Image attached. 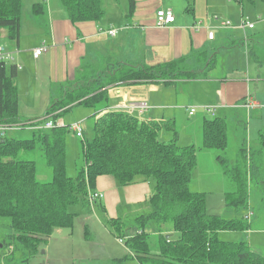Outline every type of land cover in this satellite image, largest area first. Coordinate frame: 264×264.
Returning a JSON list of instances; mask_svg holds the SVG:
<instances>
[{
	"label": "trees",
	"instance_id": "1",
	"mask_svg": "<svg viewBox=\"0 0 264 264\" xmlns=\"http://www.w3.org/2000/svg\"><path fill=\"white\" fill-rule=\"evenodd\" d=\"M59 1L74 24H99L106 19L103 0ZM22 7V0H0V31H6L11 43L19 40ZM128 7L130 18L134 0H128ZM32 14L38 25L47 30L43 2L32 6ZM248 54L254 57L253 49ZM195 62L179 59L154 66L118 62L96 78L66 88L37 124L49 117L55 124L75 106L94 110L93 136L86 140L82 129L83 164L74 178L67 176L65 168L64 137L68 126L32 130V138L27 141L11 138L8 133L0 139V217L10 221L12 233L3 244L9 255L19 249L27 261L47 243L55 229L72 228L75 214L68 212V207L77 204L84 210L88 208V191L95 189L98 179L113 177L120 186H125L140 176L154 179V194L149 198L151 211L137 216L135 229L127 235L119 219L109 221L112 233L125 239V247L140 264H264V255L253 252L247 242H226L218 236L222 231L241 232L252 227L251 219H244L250 210L246 175L252 181L257 178L256 160L264 152V133L259 136V147L243 141L233 166L223 155L217 156L225 187L228 183L236 187L224 195L226 207L235 215L228 219L206 212L205 194L190 191L198 149L194 145H178L179 133L173 120L146 121L129 113L107 111V90L111 86L142 83L171 88L181 80H196L199 74L204 78L215 67L216 60L214 57L206 60L204 53H200ZM16 71L15 66L0 64V125H21L23 129L35 121L22 122L18 115ZM162 132L171 134L168 143L160 141ZM227 146L226 121L218 117L205 119L201 148L224 153ZM35 149L42 152L52 171L48 182L37 180L33 161L20 159L21 154ZM151 222L157 226L171 223L172 233L177 236L172 238V233L157 231L153 245L151 236L145 232Z\"/></svg>",
	"mask_w": 264,
	"mask_h": 264
},
{
	"label": "crops",
	"instance_id": "2",
	"mask_svg": "<svg viewBox=\"0 0 264 264\" xmlns=\"http://www.w3.org/2000/svg\"><path fill=\"white\" fill-rule=\"evenodd\" d=\"M219 1L222 2L223 0H134L133 13L130 18H127L129 12V7L127 6L119 17L114 16L111 20L106 16L107 19H104L99 24L94 22L74 24L68 19L59 0H26L27 5L24 6L23 4L22 9L27 12V17L23 18V15L21 17L18 42L16 44L11 43L7 38L6 31L1 30L0 47L5 48V50L12 54L14 63L11 66L20 67L16 71L15 78L17 91L19 92V83L24 85L35 77H37L38 81L44 78L45 83L42 84V87L49 89L50 99L52 101L55 98L53 90L55 85L60 86L71 81L80 82L87 79H94L98 74L108 71L112 65L118 62L126 64L132 63L139 66H154L179 59H188L195 64L196 56L200 53H204L206 60H210L213 57L216 60L219 54L240 48L241 46H246L247 52L250 49L254 51L251 45L259 36L254 38L246 36L240 40L236 28L222 32L219 28L215 27L214 17L218 11L213 10V7ZM40 2H43L46 8L47 30H43L38 25L32 14V6ZM238 3L241 4L240 2ZM165 8L173 10L175 22L171 25L160 27L156 24V12ZM242 16L243 13L241 11ZM199 23L201 24V29L194 32L192 27ZM237 28H242L243 31L248 29L243 27ZM111 29L116 31L114 37L108 34V31ZM254 29L255 26L248 30L253 31ZM210 31L213 33L212 40L208 38ZM43 43L48 47L47 52L39 58L34 59L32 51ZM241 50L243 51L244 49L242 48ZM201 55L203 56V54ZM256 59L257 63L261 64L258 62V57ZM214 69L215 67L208 71L204 78H201L199 74L196 80H181L177 82L175 87L171 88H165L158 84L142 83L111 86L107 90V111L127 113L124 108L132 107L134 109L131 110L130 114L140 120H173L175 122L180 116V111H184L186 116L192 117L195 114L190 116L187 109L189 107H197L196 112L202 111L212 115L213 118H223L227 123L230 120L240 122L238 118L243 117V115L246 117V112L253 110L254 113L258 112L259 114V116L257 114V122L255 123L257 129L251 130L249 128V134L251 139H255V135L258 133L259 139L260 134L264 133V97L262 102H258L256 97L250 94L249 84L252 82L250 79L251 72L249 70H235L225 75V81H219L209 78L210 73ZM18 72H20L19 75ZM33 81L34 86L36 80ZM208 86H215L217 91L220 92L222 100L218 101V104H215L216 99L214 97L215 100L197 101L196 106L193 103L194 95L192 90L194 88H202L204 91L205 88H209ZM179 88L188 90V101L183 102L180 99ZM244 99H250L256 104V107L253 109L242 108L241 106L245 103ZM140 102H145L148 108L138 117L136 107ZM205 106H213L215 107V111L210 113L204 109ZM115 107H122V109L114 110ZM260 125H262V128H260ZM199 141H201V145L199 144L197 146V167L194 171L189 189L191 191V185L195 178H197L196 187L199 190L195 188L196 190L191 192L205 194L207 206L208 196L213 193L212 191H222V195H225V178L219 169L218 161L215 160L216 155L211 150L201 148L202 137ZM247 143L250 144V142ZM192 145L195 146V144ZM203 154L205 156L202 159L201 166L200 158ZM208 165H213L214 170L211 171ZM199 168L202 170L207 169L211 172H204L200 177L199 174L196 175ZM219 173L221 179L219 178ZM220 184H222V189L218 190ZM152 185L154 189V184L150 181V178L145 177H140L138 180L135 178L131 184L125 186H120L113 177H103L96 181L93 191L100 192L104 195L102 199L104 201L102 214L106 215L104 217L108 219L109 216V221L119 219L121 222L124 218L130 216L128 215L129 213H134L135 216L141 213L140 206L142 207V205H144V210L146 211L143 215H147L151 211L149 201L147 202V193L149 192L145 194V191H147V188L150 191ZM98 202L100 201L89 205L83 213L85 237L87 236L86 224L89 222V217L85 212L90 210L94 213L95 205ZM225 209L222 212V217L224 218L227 215L228 208L226 207ZM121 212L122 214H120ZM78 215L77 212L76 216ZM108 224L110 226L109 222ZM75 226L74 223L73 227L70 228L73 230L70 234L61 231L64 229H55L49 239H47V242H51L56 238L61 245V250H65L69 246L65 244V241L69 239V236H73ZM157 227V231H161L164 234L169 235L173 232L172 229L167 228L165 225ZM254 227L256 229L251 227L250 230L241 232L222 231L218 236L222 241L230 242L224 240L223 235L228 233L240 235V241L247 242L253 252L260 253L254 247H256V243L259 246H264V236H262V243L254 239V236L264 234V226L256 225ZM93 228L106 233L107 236L109 233L113 237L115 236L101 222L100 224L93 225ZM54 232L57 233L56 237H54ZM116 240H118L117 237ZM46 245L49 246V244ZM56 260H52L51 257L47 258L46 255L44 263L55 264ZM111 260L113 264H126L129 260L140 264L136 257L129 251L125 256L118 259L111 258Z\"/></svg>",
	"mask_w": 264,
	"mask_h": 264
},
{
	"label": "rangeland",
	"instance_id": "3",
	"mask_svg": "<svg viewBox=\"0 0 264 264\" xmlns=\"http://www.w3.org/2000/svg\"><path fill=\"white\" fill-rule=\"evenodd\" d=\"M24 6L27 5L26 0H22ZM239 4L236 0H223L219 1L218 4L214 5L213 10H217L218 13L215 15V27L219 28L222 32L231 30L236 28L238 32L239 39L242 40L246 36H250V38L258 37L255 42L251 45L254 48L255 55H249L246 46H241L240 48H236L234 50H228L225 53H221L217 56L215 69L210 73L209 78L217 79L219 81H225V75L233 72V71H246L249 70L251 72L250 79L252 82L249 84L250 94L254 95L258 102H262L264 97V3L259 0H240ZM103 8L106 12V16L109 20L114 18V16L119 17L122 11L128 6V0H103ZM241 11L243 16L241 17ZM126 13V11H124ZM118 14V15H117ZM23 18L27 17V12L22 9ZM106 18V19H107ZM108 20V21H109ZM241 20H245L247 23L252 24L255 29L253 31H249L245 29L243 31L241 27ZM229 22L231 26L224 27L222 23ZM45 30V29H43ZM249 38V39H250ZM16 44V43H15ZM244 49L243 51L241 49ZM247 52V55H246ZM211 56V55H210ZM258 62L257 63V58ZM249 59V60H248ZM14 63L11 61L6 62V66L9 67ZM132 64V63H128ZM20 71V70H19ZM20 72H18L19 75ZM36 78V79H35ZM30 79L26 84H20L18 86V115L22 122L28 121H38L45 115V112L50 107V105L54 102L57 97H60L66 88H73L76 86V82L71 81L66 84H62L60 86H54V99L51 101L50 92L47 87H42V84L45 83V79L38 81L37 77ZM35 84L33 86V83ZM78 84V83H77ZM209 88H205L203 91L202 88H194L193 95L194 101L193 103L197 106V101H206L208 99L215 100V104H218V101H221V94L215 86H208ZM189 89V88H188ZM180 99L185 102L188 101L187 98L188 90L179 88ZM215 97V99H214ZM186 104V103H182ZM93 113L94 110L84 107V106H75L65 112L57 121L60 120L61 124L65 126H69L73 123H82V129L84 131L83 136L86 140H91L92 138V126H93ZM246 117L238 118L240 122L230 120L227 122V137H228V146L225 149L224 153L221 151L212 150V153L215 154V160L217 161L218 155H223L229 162L230 166L235 165L237 150L239 147L243 145V140L250 142L252 147H259L258 145V133L255 135V139L250 138L249 128L251 130H256L257 127L255 123L257 122V113H254L253 110L246 112ZM259 116V114H258ZM213 116L198 111L194 116L189 117L184 114V111H180V116L174 122V126L179 133L180 139L178 141L179 146H188L195 144L196 149L199 144L201 145V141H199L202 137V123L204 119H212ZM47 120H51V118H47ZM145 120V119H144ZM264 120V115H263ZM56 121V122H57ZM261 121V119H259ZM44 122L40 123L39 126H42ZM262 125H260V128ZM30 126H25L23 129H19L16 131L8 132L9 137L15 138L18 140H26L32 138V130L29 129ZM160 141L168 143L171 138V134L168 132H162ZM165 137V138H164ZM163 138V139H162ZM65 168L67 176L70 178H74L76 176L77 169L83 164L82 158V143L80 142V138H78L71 130L66 129L65 137ZM205 156H199L200 165L202 166V159ZM21 160H29L33 161L37 168V180L41 182H48L52 177L51 169L46 165L42 152L39 149H35L30 152H25L20 156ZM258 169V174L256 180L252 181L249 178V175H246V186L248 191V208L253 213L252 220V228L256 229L254 226H264V152L261 154V158L256 160ZM211 171L214 170L213 165H208ZM221 170V166H219ZM203 171V172H202ZM207 169L202 170L199 168L196 172V175L202 176L204 172H211ZM137 180L140 178L136 177ZM219 178L220 173H219ZM219 179V182H220ZM228 179V178H226ZM150 181L154 184V179L150 178ZM196 182L197 178H195L194 182L191 185V191L196 190ZM218 187V186H217ZM235 184L228 183L225 187V191H235ZM198 189V188H197ZM222 189V184L219 185L218 190ZM199 190V189H198ZM148 194L147 202L149 201L150 196L154 194V189L152 185V189L147 188L145 191ZM213 193L208 196V204L206 206V212L210 214H215L219 216H223L222 212L226 210L225 206V196L222 195V191H212ZM104 201H100L95 205L94 213L90 210H87L85 213L89 217V222L87 225V236L84 234L83 227V216L84 209L81 205H72L68 207V212L75 214L74 223L75 230L73 236H69V239L65 241V244L69 245L65 250H61V245L56 238H54L51 242H47L49 244L41 245L39 247L38 253L33 257L25 261L26 256H24L21 250L16 249L12 254L9 255L8 248L3 246L4 242L7 240V236L12 233L9 227V219L0 217V264H45L44 260L47 255L51 257L52 260L57 259L55 264H113V259H118L125 256L128 253V250L125 248V239L123 237L119 238L122 241L120 244L116 237L114 238L110 233L108 236L106 233L96 230L93 228L95 224H105L107 226V230L112 231L108 224L110 217L106 219V215L102 214ZM149 205V204H147ZM141 213H138L137 216L143 215L144 205L140 206ZM78 212V216L76 213ZM247 212V211H246ZM245 213V212H242ZM122 214V212L120 213ZM128 214V213H126ZM103 215V216H102ZM127 218H124L121 222L124 226V232L132 233L135 229V216L134 213H129ZM243 215V214H242ZM105 216V217H104ZM225 216V215H224ZM235 215L231 210H227V215L225 218L231 219ZM93 222V224H91ZM251 222V221H250ZM167 228L172 229L171 223L164 224ZM157 225L153 222L149 223L145 229V232L151 236V243L154 245L155 238L157 234ZM106 230V232H107ZM259 230V229H258ZM64 233H71L72 229H64L61 230ZM226 233V232H225ZM57 236V233L54 232V237ZM168 235H166L167 238ZM177 234L172 233V238H175ZM262 236L256 235L254 239L262 243ZM49 239V238H48ZM223 239L230 242L240 241V235H232L226 234L223 235ZM56 240L55 243H53ZM154 241V242H153ZM255 249L259 250L260 254L264 255V246H259L257 243L255 244ZM253 249V250H255ZM126 264H137L133 260H129Z\"/></svg>",
	"mask_w": 264,
	"mask_h": 264
},
{
	"label": "built area",
	"instance_id": "4",
	"mask_svg": "<svg viewBox=\"0 0 264 264\" xmlns=\"http://www.w3.org/2000/svg\"><path fill=\"white\" fill-rule=\"evenodd\" d=\"M175 22V15H174V12L172 9L170 8H165V9H160L156 12V24L158 26H166V25H171ZM222 26H231V24L229 22H225V23H222ZM241 27L243 28H248V29H252L253 28V25L252 24H249L247 23L246 21H241ZM201 29V24H195L193 27H192V30L194 32H197ZM108 34L112 37L115 36L116 34V31L114 29H111L108 31ZM208 38L210 40L213 39V33L210 31L208 33ZM48 50V47L46 46L45 43L41 44L39 47L35 48L33 51H32V56L34 59H37L39 58L42 54L46 53ZM7 61H13V57H12V54L10 52H8L7 50H5V48L3 47H0V64H5L6 65V62ZM16 69H20L19 66H15ZM242 108H247V109H253L256 107V104H254L250 99H246L245 103L241 106ZM147 105L145 102H140L137 107H136V110H137V113H138V116H141L146 110H147ZM122 107H115L114 110H121ZM127 113H131V110L134 109V108H124ZM205 110H207L208 112L210 113H213L215 111V107L213 106H205L204 107ZM188 111V114L190 116L194 115L197 111V107H189L187 109ZM38 121H35V124L34 123H27L26 126H30L29 129L31 130H36V131H39V130H49V129H52L53 127L55 126H62L64 124H61L60 121H57L55 124L53 123L52 120H44V124L42 126H39V124H37ZM69 127V130H71L78 138H82V134H83V131H82V123L78 122V123H73L71 125L68 126ZM19 129H22L21 128V125H13V126H4V125H0V139L2 137H4V135L10 131H16V130H19ZM104 198V195L100 192H96V191H93V190H89L88 191V203L89 205H92L93 203L97 202V201H101L102 199ZM253 213L249 210L246 215L244 216V219L246 221H250L251 217H252ZM120 243H122L121 240H119Z\"/></svg>",
	"mask_w": 264,
	"mask_h": 264
},
{
	"label": "bare ground",
	"instance_id": "5",
	"mask_svg": "<svg viewBox=\"0 0 264 264\" xmlns=\"http://www.w3.org/2000/svg\"><path fill=\"white\" fill-rule=\"evenodd\" d=\"M225 27H229V26H225ZM55 116V115H54ZM55 118V117H54ZM44 120V119H43ZM93 135V134H92ZM27 141V140H26ZM65 157V156H64Z\"/></svg>",
	"mask_w": 264,
	"mask_h": 264
}]
</instances>
